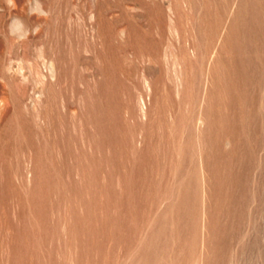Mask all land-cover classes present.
Masks as SVG:
<instances>
[{
  "label": "rangeland",
  "instance_id": "374dc122",
  "mask_svg": "<svg viewBox=\"0 0 264 264\" xmlns=\"http://www.w3.org/2000/svg\"><path fill=\"white\" fill-rule=\"evenodd\" d=\"M40 3L0 0V264H264V0Z\"/></svg>",
  "mask_w": 264,
  "mask_h": 264
},
{
  "label": "clouds",
  "instance_id": "9594fccd",
  "mask_svg": "<svg viewBox=\"0 0 264 264\" xmlns=\"http://www.w3.org/2000/svg\"><path fill=\"white\" fill-rule=\"evenodd\" d=\"M5 3L9 8L12 9H15L17 7L16 0H5ZM27 15H36L38 18H42L47 16L48 13L43 9L40 0H29ZM30 34H36L35 29H28L21 17L14 16L11 18L8 24L9 36L19 41L28 38Z\"/></svg>",
  "mask_w": 264,
  "mask_h": 264
}]
</instances>
